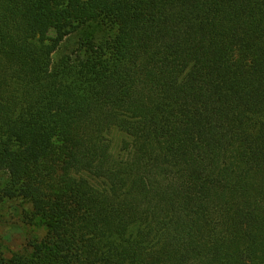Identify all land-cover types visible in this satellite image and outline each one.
<instances>
[{
  "label": "trees",
  "instance_id": "1",
  "mask_svg": "<svg viewBox=\"0 0 264 264\" xmlns=\"http://www.w3.org/2000/svg\"><path fill=\"white\" fill-rule=\"evenodd\" d=\"M1 173L0 264H264V0H0Z\"/></svg>",
  "mask_w": 264,
  "mask_h": 264
},
{
  "label": "rangeland",
  "instance_id": "2",
  "mask_svg": "<svg viewBox=\"0 0 264 264\" xmlns=\"http://www.w3.org/2000/svg\"><path fill=\"white\" fill-rule=\"evenodd\" d=\"M90 33H96L102 37L104 32L100 28ZM83 37V32H78L70 38H67L61 44L60 50L53 55V64L57 65L61 59L68 54L76 45L78 39ZM111 152L116 158L123 157L121 147L126 140V136L113 130L110 134ZM8 182L7 175L0 174V249L4 257L9 258L14 253L26 254L29 251V245L34 240H41L45 236V228L39 223L30 221V204L21 198H6L2 191Z\"/></svg>",
  "mask_w": 264,
  "mask_h": 264
}]
</instances>
